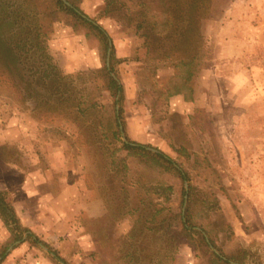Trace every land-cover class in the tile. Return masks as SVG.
<instances>
[{"label":"rangeland","instance_id":"374dc122","mask_svg":"<svg viewBox=\"0 0 264 264\" xmlns=\"http://www.w3.org/2000/svg\"><path fill=\"white\" fill-rule=\"evenodd\" d=\"M179 1L119 0L106 13L104 0L93 9L79 2L83 14L108 34L116 58L124 59L115 64L122 85L117 98L98 72L103 50L93 33L74 30L64 12L49 14L42 0H0L2 11L21 16L12 24L16 35L19 26L37 27L50 56L34 52L22 59L21 69L0 67V132L5 136L0 137V161L24 171L39 166L46 155L56 164L51 168H63L53 172L46 165L49 175L61 174L76 184L72 195L79 198L68 220L72 234L64 226L65 234L56 240L40 239L66 263L31 239L15 264H213L204 234L218 254L232 258L230 263L241 264L236 258L264 264V0H207L201 33L208 64L194 78V100L185 108L160 95L175 72L165 60L172 53L169 45L157 40L146 49L142 30L135 28L141 4L157 12ZM1 32L7 36V27ZM76 36L83 39L77 42ZM71 60L76 67L65 72L61 65ZM152 66H157L154 74ZM9 119L23 126L15 129L11 123L9 130ZM23 127L35 137L27 138ZM123 138L163 152L182 165L188 179L127 155ZM196 155L199 163L194 164ZM184 181L186 195L192 186L191 220L207 245L195 232L193 243L179 232L178 213L187 202ZM5 197L11 198L7 192ZM10 253L6 249L0 264Z\"/></svg>","mask_w":264,"mask_h":264},{"label":"trees","instance_id":"16d2710c","mask_svg":"<svg viewBox=\"0 0 264 264\" xmlns=\"http://www.w3.org/2000/svg\"><path fill=\"white\" fill-rule=\"evenodd\" d=\"M70 5L66 4L63 0H42L46 5L49 14H53L57 11L64 12L71 17L72 28L78 30L79 28L87 29V31L93 33L99 40L102 46V66L98 69L101 75L103 83L107 91L116 95L119 92L121 98L122 85L119 82L117 72L115 70V64L123 61L124 59L116 58L114 49L111 47L109 56V65H106V49L108 47V40L110 39L106 31L99 25L94 24L91 20L83 17L82 10L79 8V2L81 0H66ZM119 0H104L103 13L108 11V7L111 3ZM207 0H183L179 1L175 6H165L161 11H153L151 6L141 4L135 18L136 30H142L141 35L144 38L143 45L146 49H150L153 41H165L169 45V50L172 53H168L165 56V60L169 61L175 72L162 86V92L160 95L164 101L173 96L180 94L183 100L186 102H193L194 100V87L193 82L197 73L207 66L208 51L203 41V35L201 33L202 19L207 15ZM16 16H19L16 14ZM18 17L10 16L7 11H2L0 8V67L7 72L15 71L22 65V59H28L30 53L37 52L40 54V58L50 59V56L45 52L44 38L45 34L40 32L37 27L30 28L19 26L17 29L20 33L17 36L16 30L13 25L17 21ZM6 26L8 30L7 36L3 35L1 30ZM17 36L14 40V37ZM13 41V42H12ZM25 54L22 58L21 54ZM31 55V54H30ZM51 68H56L53 64H47ZM157 67V66H156ZM155 66H152V74H154ZM113 72L117 79L110 75ZM4 72L2 71L1 74ZM48 75V74H47ZM116 134L119 135V124L116 122ZM129 156H137L143 159L149 160L156 166H159L166 170H174L182 180L188 179V172L182 167L181 164H177L172 158L157 150L156 152L147 149L148 145L134 142L129 138H126L125 142H122L121 146ZM176 152L181 153L186 160L190 158L183 148L175 149ZM206 162V160H205ZM193 163L197 164L198 156H195ZM167 188H164L166 190ZM189 192L187 195V202L184 209L178 213V228L179 232L187 239L189 243H193V235L195 232L198 234L204 244H206L204 236L201 230L194 228L196 224H193L190 217V203H191V191L192 186H188ZM219 189L222 193H225L224 186L219 183ZM182 194L186 193L185 188L182 186ZM6 191H0V219L3 225L9 232V242L0 250V257L3 259L7 247L15 241H20L22 234L29 230L22 226L15 213V210L10 201L6 200ZM215 197V194H213ZM214 202H217V198H213ZM183 202V197L181 203ZM233 208L237 212L236 206L233 204ZM201 210V209H200ZM34 236L28 233V237ZM33 242H41L48 247V251L53 256L62 262L66 261L62 258L58 251L50 247L47 243L42 242L38 238L32 239ZM209 242L214 245L212 239L209 238ZM207 245V244H206ZM225 256V258H224ZM222 254H216L211 252V261L213 264H232L230 263L231 257ZM235 262L242 264V260L234 259Z\"/></svg>","mask_w":264,"mask_h":264},{"label":"crops","instance_id":"0c3cea01","mask_svg":"<svg viewBox=\"0 0 264 264\" xmlns=\"http://www.w3.org/2000/svg\"><path fill=\"white\" fill-rule=\"evenodd\" d=\"M85 3L91 7L93 6V9L102 4L103 0H85ZM80 38L83 39V36H76L75 39L78 42ZM88 55L86 56L87 60L90 59ZM93 55L94 54H91V59ZM54 56L56 59V55ZM78 63H80V60ZM83 63L86 64V61H83ZM61 66L65 68V72H71L72 69L76 67V64L71 60ZM169 101L170 103L176 102L183 108L191 103L184 101L180 94L171 96ZM11 123H14L13 125L15 129L23 126L19 124L18 120L16 122V120L9 119L6 125L9 130ZM23 129L24 131L22 132L27 138L35 137V131H28L25 127H23ZM3 134L4 132H0L1 139L5 137ZM7 142L12 143L10 140ZM29 152H31V155L36 156V153H32V151ZM48 153L50 155L54 153L53 155H55L58 151L55 150ZM41 154H46L44 148L41 150ZM48 159L49 158H46V155L43 159L40 157L38 159V167L35 166L36 162H33L34 165L32 164V166L35 167L25 169L24 171L18 169L15 164L0 161V191L4 190L10 195L11 198L9 201L15 210L19 222L29 230L22 234V238L18 243L14 244V242H12L9 245L12 247L9 250L11 253L6 257V264H15L17 261L16 259L23 257L27 249H29V240L31 239L38 238L40 240L43 238L47 241L48 238H55L56 240V237L58 238L64 233V226L68 228L69 231H67L69 232V235L72 234L70 232L71 222L68 220L73 219V212L75 213L76 211H74L75 207L72 204L77 202L79 198L78 195H75V198H73L72 192H74V190L75 192L78 191L77 186L74 183L68 181L65 182L61 174H59V176L57 174H50L51 177L49 172L63 171V168H51L56 164L52 165ZM33 160L34 158L32 161ZM46 165L50 166L49 169L51 171L45 168ZM68 191H70L69 194ZM28 233H31L34 236L29 238ZM9 240V232L0 219V246H5Z\"/></svg>","mask_w":264,"mask_h":264},{"label":"water","instance_id":"95a60500","mask_svg":"<svg viewBox=\"0 0 264 264\" xmlns=\"http://www.w3.org/2000/svg\"><path fill=\"white\" fill-rule=\"evenodd\" d=\"M66 4H68V5H70L66 0H63ZM82 16L83 17H85V18H87L88 20H91L89 17H87L85 14H82ZM92 21V20H91ZM94 24H96L94 21H92ZM111 47H112V42H111V40L109 39L108 40V47H107V51H106V65L108 66L109 65V56H110V50H111ZM110 75L112 76V77H114L115 79H117V77L115 76V74L113 73V72H110ZM118 95H119V92H118V94H117V98H118ZM123 140H124V142L126 141V139H124L123 138ZM147 149L148 150H150V151H153V152H156L157 150H155V149H153V148H150V147H147ZM184 186H185V189L187 190V182L186 181H184ZM186 197H187V195L185 194L184 195V200H186ZM204 234V233H203ZM204 236H205V239H206V241L209 243V241H208V239H207V237H206V235L204 234ZM19 241H15L14 242V244L15 243H18ZM39 245L44 249V250H47V248L43 245V244H41V243H39ZM11 247L12 246H9L8 248H7V251L8 250H10L11 249ZM209 247L212 249V251L213 252H215L216 254H218V252H217V250L209 243ZM63 264V263H62Z\"/></svg>","mask_w":264,"mask_h":264}]
</instances>
